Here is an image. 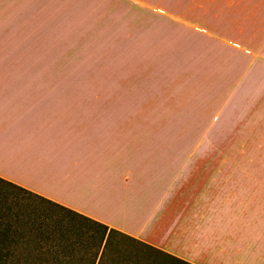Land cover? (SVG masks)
Wrapping results in <instances>:
<instances>
[{"label":"crops","instance_id":"0c3cea01","mask_svg":"<svg viewBox=\"0 0 264 264\" xmlns=\"http://www.w3.org/2000/svg\"><path fill=\"white\" fill-rule=\"evenodd\" d=\"M155 2L0 0V182L189 264H216L222 241L212 191L188 187V170L166 165L157 179L140 178L134 139L186 143L176 130L194 127L210 113L204 105L220 103V92L198 96L188 91L195 87L190 78L156 73L166 64L204 70L222 89L246 81L253 67L264 69V0H179L178 9ZM112 15L121 16V40L135 44L124 62L132 71L106 87L86 83L76 93L60 87L66 78L59 74L38 72V62L7 58V44H94L92 16ZM159 20L165 29L152 25ZM102 25L103 19L94 27ZM108 113L115 117L111 132L104 127ZM129 187L145 190L143 200L126 196ZM104 210L123 221L114 225ZM231 254L228 264L235 260ZM0 256L7 257L4 215Z\"/></svg>","mask_w":264,"mask_h":264},{"label":"rangeland","instance_id":"374dc122","mask_svg":"<svg viewBox=\"0 0 264 264\" xmlns=\"http://www.w3.org/2000/svg\"><path fill=\"white\" fill-rule=\"evenodd\" d=\"M155 1L156 5L179 8V0ZM118 18L121 21L118 15L109 16L107 20L92 16V41H98L94 44H7V58L29 59L39 63L38 72L45 75L59 74L61 78H66L59 81L60 87L65 84L64 89L76 93L83 92L86 83H91L92 88L101 85L106 87L118 74L126 75L133 67L126 63L131 61L130 44L135 43L130 40V44H126L121 40L124 32L116 29L121 24H118ZM102 19L104 25L96 30L95 24ZM152 25L165 29L166 23L162 24L159 20ZM100 29L104 31L98 32ZM166 65L156 73L164 71L165 77L171 79L188 77L195 86L188 91L198 96H218L220 92V103L204 105L210 113L199 119V123H194V127L176 130L181 132L182 140H186V143L160 144L157 139L138 140L140 135L136 136L135 157L140 156V159L135 163L134 173L140 178L150 176L157 179L158 172L163 171L161 165L175 169V172L177 169L183 170V174L188 170V187L203 186L201 190L212 191L210 205L214 209L219 208V223L214 226L219 228L222 248L218 252L220 255L215 257L218 258L216 264H228L226 256L230 252L235 256L232 264H264V81L259 79L261 73L264 76V69L253 67L246 75V81L233 80L227 83L226 89H222L223 82L214 80L204 70L196 71L194 67V72H186ZM106 121L104 127L109 132L114 131V115L108 113ZM174 132L171 130L173 135ZM131 142V137L125 136L126 145L130 146ZM147 158L152 160L147 161ZM132 188H126V196L130 195L133 201L143 200L145 190L136 191ZM204 203L206 207L210 206L206 201ZM104 213L110 216L114 225L117 221H123V218L115 215V211L110 214L104 210ZM0 215H4L7 221L30 219L35 223L42 222L46 224L44 228L69 230L73 236L83 233L88 245L80 248L82 256L93 254L94 244L101 231L77 216L1 182ZM89 234L93 238L87 240L85 236ZM104 240L105 236L98 254ZM15 250L36 251L22 247H16ZM42 251L44 254L49 253V250ZM208 261H211V257ZM57 262L68 264L62 260ZM101 264L175 263L160 252L113 235L110 244L104 249Z\"/></svg>","mask_w":264,"mask_h":264},{"label":"trees","instance_id":"16d2710c","mask_svg":"<svg viewBox=\"0 0 264 264\" xmlns=\"http://www.w3.org/2000/svg\"><path fill=\"white\" fill-rule=\"evenodd\" d=\"M6 185L13 189L22 191L21 189L13 187L9 183H7ZM27 194L37 197L38 199L46 202L51 206L57 207L67 213L77 216L85 223H89L91 225H94L95 227L100 228L101 231L99 237L97 238V243L96 245L94 244V252L93 254H89L87 256L81 255L82 251H80V248L86 247L88 245L87 242H85V238L83 237L85 234L83 233L81 235H77V237L71 235L69 230L62 231L60 228H56L58 230L44 228L46 224H43L42 222L35 223L30 219H14L11 221H7V257L4 258L3 256H0V264H4L5 261H7V264H58V260H62V262H68V264H101L103 261L104 249L110 244V240L113 235H118L130 239L133 242L151 251L160 252L167 256V258H169L175 264H189L168 254H165L157 249H154L142 242H139L127 235H124L113 229H108L106 226L99 224L87 217H84L72 210H68L58 205L51 204L45 199L33 194ZM33 232H36V234L38 235H35V233ZM73 234L76 235V233L74 232ZM104 236L105 240L102 245L101 252L98 254ZM85 237L87 240H90L93 238V235L89 234ZM16 247L30 248L35 249L36 251L18 252L15 250ZM38 249H40L41 251H38ZM42 250H49V253L44 254ZM51 250L54 251L52 252Z\"/></svg>","mask_w":264,"mask_h":264}]
</instances>
